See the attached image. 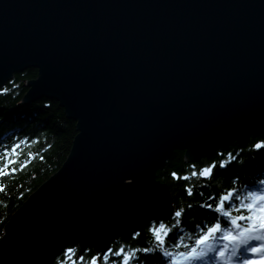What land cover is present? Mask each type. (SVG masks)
Returning <instances> with one entry per match:
<instances>
[{
	"label": "water",
	"instance_id": "obj_1",
	"mask_svg": "<svg viewBox=\"0 0 264 264\" xmlns=\"http://www.w3.org/2000/svg\"><path fill=\"white\" fill-rule=\"evenodd\" d=\"M59 102L77 134L12 214L0 264L102 258L122 231L172 216L156 173L264 129V0H0V88Z\"/></svg>",
	"mask_w": 264,
	"mask_h": 264
},
{
	"label": "trees",
	"instance_id": "obj_2",
	"mask_svg": "<svg viewBox=\"0 0 264 264\" xmlns=\"http://www.w3.org/2000/svg\"><path fill=\"white\" fill-rule=\"evenodd\" d=\"M36 77L37 69L27 68L15 73L13 78L0 88V172L9 173L0 175V188H3V191H0V238L12 214L61 168L77 134L76 122L66 116L59 102L45 97L29 103L23 102V96L28 90L27 81ZM5 89L7 91H4ZM262 142L264 129L250 135L245 142L234 140L227 150L206 152L199 160L193 162L185 160V151L175 150L156 173L157 179L169 188L174 207L172 216L160 222H150L145 227L143 236L140 233L136 235L137 233L131 234L127 230L122 231L119 237L111 242L109 250L115 252L124 248L126 252L134 251L135 257L130 260V264H169L170 258L164 257L161 250L143 251L155 248L150 229L161 222L171 225L174 223V212L184 208L182 222L169 234L166 246L172 251H185L183 247H171L172 244L179 243V236L185 233L193 236L192 240L186 236L184 241L192 246L198 234V227L214 222L219 216L214 208L223 193L234 188L239 189L241 193L264 188L260 183L264 181V148L255 147ZM229 153L235 158L228 162L226 167L221 168L220 162L227 160ZM25 163L27 166L21 170L20 166ZM213 163L216 167L210 179L199 176L190 180L179 178ZM13 168L17 169L15 173L11 172ZM188 187L193 189L191 196L188 195ZM206 204H212L213 208L202 207ZM189 205L192 207L189 208ZM220 219L223 220V217ZM68 249L75 250L72 260L68 259ZM77 252V247H68L54 259L53 264H72V261L76 264H88L90 259L98 257L92 248H87L81 255L84 260L80 261ZM251 255L245 256L249 258ZM102 258L98 264H104ZM252 258L253 256L249 259ZM121 260L122 257L110 255L107 264H120ZM231 263L238 264L236 259H232Z\"/></svg>",
	"mask_w": 264,
	"mask_h": 264
},
{
	"label": "snow or ice",
	"instance_id": "obj_3",
	"mask_svg": "<svg viewBox=\"0 0 264 264\" xmlns=\"http://www.w3.org/2000/svg\"><path fill=\"white\" fill-rule=\"evenodd\" d=\"M4 91H7L5 89ZM17 147H19L17 145ZM257 149L264 148V142L255 145ZM15 151V148L13 149ZM41 159L43 157H40ZM231 153L228 154L227 160L220 162V167L224 168L227 163L234 159ZM15 163V161H9ZM30 162V161H29ZM26 163L22 164L21 170L26 167ZM7 164H5V168ZM216 164L205 167L199 171H192L190 175L179 177L184 180H190L193 177H203L210 179ZM195 168V166H193ZM17 169L13 168L12 173ZM0 175H9L7 172H0ZM176 175L175 173L173 174ZM264 185V181L260 182ZM3 191V188H0ZM188 195L193 194L192 187L187 188ZM209 199H213L209 197ZM189 208L192 206L189 205ZM202 207L213 208L212 204L202 205ZM214 211L219 214L214 222L202 224L197 229V235L194 238V244L190 246L185 243V237L192 240L193 236H179V243L171 245L172 248L179 249L183 247L185 251H172L166 246V240L173 229L178 228L181 224V218L185 213V209L181 208L174 212V223L165 225L161 222L158 226L154 225L150 231L155 240V248L143 249L150 252L156 249L162 251L166 258H170L169 264H192V262L204 261L205 259L215 261L227 260L231 261L235 258L238 264H264V188L260 190H247L243 193L239 189L226 191L218 198ZM223 217V220L220 219ZM219 234V235H217ZM136 235H139L137 233ZM250 253L253 259L246 258L245 254ZM68 259L72 260L75 254L74 249L67 250ZM114 255L122 257L120 264H130V260L135 257V252H126L124 248L103 256L104 264H107L109 256ZM100 257H94L89 260L88 264H98ZM80 261L84 260L83 256L79 257ZM72 264H76L72 261ZM115 264V262H114Z\"/></svg>",
	"mask_w": 264,
	"mask_h": 264
},
{
	"label": "rangeland",
	"instance_id": "obj_4",
	"mask_svg": "<svg viewBox=\"0 0 264 264\" xmlns=\"http://www.w3.org/2000/svg\"><path fill=\"white\" fill-rule=\"evenodd\" d=\"M197 262H199V261H197ZM197 262H196V263H197ZM206 263H207V262H206L205 260L202 262V264H206Z\"/></svg>",
	"mask_w": 264,
	"mask_h": 264
}]
</instances>
